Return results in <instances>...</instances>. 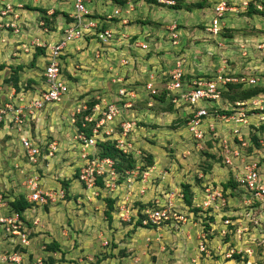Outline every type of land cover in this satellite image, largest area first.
Wrapping results in <instances>:
<instances>
[{
    "label": "rangeland",
    "instance_id": "obj_1",
    "mask_svg": "<svg viewBox=\"0 0 264 264\" xmlns=\"http://www.w3.org/2000/svg\"><path fill=\"white\" fill-rule=\"evenodd\" d=\"M135 2L133 5L136 7L135 10H132L133 16H131L129 26L126 22L124 31L117 30L118 35L112 41L115 50L110 52L108 57L111 65L114 68L118 67L116 69L121 75L125 73L123 83H117V77L114 78L107 73L109 68L104 71L101 66H98V64H106L104 58L101 56L98 59L94 56L91 58L85 49L81 48L79 51L68 54L75 56H71L70 59L75 60L74 67L77 65L76 70L80 71L77 74V79H74L71 74L66 75L70 84L69 95L56 104L48 105L47 111H42L39 117L30 124L29 133L33 140L39 139L41 142H45L44 145L51 141H55L57 144L58 151L49 161V167L45 166L48 169H45L42 174L38 167H36V171L41 178H44V182L48 178L60 187L47 189L48 191L58 193L59 189H62L63 196H55L54 200H49L41 205L34 203L39 210L37 213L39 221L34 224L32 221H29L28 224L25 222V228L30 231L31 238L37 236L39 240L35 244V252H30L29 258H27L29 263L32 259L41 257L44 264H212V259L210 261L203 254L200 255L198 242L202 238V233H205L208 247L212 242L217 243L219 236L216 226L213 231L211 226V229L209 228L207 231L204 225L210 221L208 217L210 215L213 216L214 222L217 224L221 222L220 218L207 211L202 213L200 209L194 210L195 207L192 208L191 204L187 206L184 195L182 200H179L175 196V192L183 194V184H188L192 192L191 197L197 201L196 198L198 199L200 195L198 187L200 182L205 180L198 178V173H202L214 185L217 184L221 187L219 183L225 180L223 177L226 170L219 163V159L207 157L195 148L185 127V120L180 122L181 118H185L179 113L182 112L181 109H176L177 111L174 113L166 111L163 108L167 105L166 102H156L147 95L144 88L145 82L150 73L153 75L154 73L153 71L145 73L143 65H146V68L151 66L158 68L164 64L168 65L173 62L176 64L178 61L182 63L183 70L188 67L187 71L198 75L197 69L201 68L202 71L213 73H217L219 69L223 68L231 75L256 74L258 73L257 68L264 73V23L245 22L239 14L244 11L243 7H238L236 11L228 12L224 19L226 25V21L227 24L231 23L229 17H237L232 22L236 24V27L223 31L222 36L217 39V36H206L203 31L206 34L207 32L200 30L202 23L209 20L207 15H212L211 6L208 4L213 3L214 0H209L210 3L206 0L203 7H193L191 10L175 9L158 1L137 0ZM196 2H200V0H183L181 5ZM40 5H42L41 2L36 9H42ZM112 10L113 7L108 13H111ZM62 11L57 7V10L50 15L53 23L56 24L67 17V14ZM38 18L45 23V26L48 25L49 16L46 11H40ZM261 20L264 22V19ZM105 22L104 26L112 24L111 21ZM245 23V28L248 31L240 29ZM173 24L177 27V31H175L177 38H171L173 32L170 27ZM65 27L66 25L63 29ZM60 32L62 34V28H60ZM199 33L200 38L197 37ZM248 35H256L263 40L253 41V45ZM132 36L146 38L147 47L141 49L137 46L136 50L128 51L126 47L129 40L127 39ZM135 41V43L141 42L138 39ZM124 42L126 45L122 49ZM208 42L209 44L214 43V48L217 49L213 56H208L204 60L208 51L213 52L211 50L213 47L208 46ZM219 42L222 43V46L218 45ZM204 43L207 44L204 45ZM261 43L263 46L258 48L257 45ZM76 53H79L82 58L79 59L75 55ZM131 56H137L138 62H134ZM195 56L196 58H194ZM123 60L127 62L122 64ZM141 60H143L142 63L139 62ZM189 60L193 61V64ZM201 61L202 63L205 61L206 64L200 68ZM111 65L109 66L112 67ZM190 68H192L191 71ZM66 72L69 73L67 70ZM85 72L87 76L83 74ZM145 75H147L146 78H144ZM22 86H24L23 83ZM27 87L33 88L30 85ZM122 87L135 89L138 97L137 108L135 106L130 111L124 109V113L121 115L126 118H134L136 124L141 126L137 127V134L134 133L133 152L137 159V165L133 174H130L129 181L123 183L124 177H121L120 174L118 193L106 194L104 192L105 195H103L99 192L96 195L95 192H83V186L75 172L78 173L81 164L79 162L84 160L82 153H87V151L96 153L97 146H94L92 151L88 148L82 151L79 143L75 140L74 136L77 131L75 120L78 119V116H75L76 110L78 107L86 105V102L93 97L104 98L106 101L112 100L117 97L118 89ZM260 98L264 104V95H261ZM74 144L76 145L70 146ZM22 152L23 149L17 139L9 136L6 130L0 128V193H3L5 201L20 194L25 195V186L23 185L30 170L25 168ZM148 154L152 157L151 164L147 163ZM145 163L149 166L142 168ZM143 177L145 181H141ZM64 182H67L66 185L63 184ZM193 187L197 188L196 191L193 190ZM141 190L142 193H140ZM120 192L122 197L127 198L123 216L127 213L129 216L135 217L138 215V208L143 206V202L149 201L154 196L163 200L162 195L167 194L174 196L175 209L186 220L180 222L182 224L170 227L163 225L161 231H156V233L153 230L149 231L148 226L146 228L134 226L133 219L130 223L127 222L128 219L118 218L116 209L114 212L117 218L112 216L108 220L103 213L106 205L102 201L105 202L106 197H115L113 195ZM93 199H98V201L90 202ZM120 206L121 204H119V210ZM227 206L233 210H240L243 204L242 201H231L227 203ZM4 209L5 207L0 208L1 211ZM5 211H11V207L7 205ZM88 212L92 216H87ZM110 222L113 226L109 225ZM118 226L119 228H116ZM261 226L264 230V222L261 223ZM115 232L119 233L114 235ZM256 235L259 237L258 232ZM0 239L6 242V245L0 242V255H6V252L9 254L15 252L18 256L21 255L15 251L14 247L18 245L14 244L12 240H4L1 235ZM52 243H57L53 251L48 250L47 247Z\"/></svg>",
    "mask_w": 264,
    "mask_h": 264
},
{
    "label": "built area",
    "instance_id": "obj_2",
    "mask_svg": "<svg viewBox=\"0 0 264 264\" xmlns=\"http://www.w3.org/2000/svg\"><path fill=\"white\" fill-rule=\"evenodd\" d=\"M60 1L71 2L72 11L69 14L71 21L66 23L61 37L54 43L36 42L37 45L45 47L47 51L43 69V88L35 96L27 99L22 93L16 95L12 93L6 101H0V124L7 125L5 123H9L16 132L23 149L25 168L30 170L24 181L27 190L26 199L28 202L36 204H45L49 200H54L55 196H63L62 189H59L57 193L43 188L41 176L36 171L40 161H47L58 151L56 142L51 141L46 145L37 143L32 140L29 133L26 134L25 129L39 117L47 105L62 101L69 91V83L63 73L61 59L65 48L69 43L89 38L97 44L93 50L96 58H99L105 51L112 52L115 50L112 41L116 39L118 31L114 26H103V22L116 17L120 25H126V22H129L130 13L135 7L134 0H124V4L115 5L111 13L107 12L101 17H93L91 16L92 11L86 5L87 0ZM157 1L167 5L174 3L173 0ZM249 2H252L257 14L264 19V0H238L237 2L236 0H217L213 4L211 19L204 30L210 36H217L219 39L228 12H234L238 7H243V10L246 11ZM22 7V3H3L0 8V30L19 32L18 10ZM170 28L173 32L171 38H177L174 31L176 25L173 24ZM135 42H129L127 45H132L135 48L139 46L141 49L147 47L146 42ZM218 45L222 46V43L219 42ZM261 46H263L262 43L257 45L258 48ZM126 62L123 60L122 64ZM181 65L182 63L177 61L172 70L161 78L150 73L144 86L147 95L151 97L153 94L159 93L157 86H160L159 90H166L169 100L171 99L173 105L182 110L185 127L195 148L199 151L208 149L209 146H206L205 142L211 139L213 145L208 152L216 155L215 158L220 160L219 163L226 170L227 177H231L236 187L246 190L248 193V196L242 199L243 206L240 210H233L229 207L224 209L227 203L222 188L217 184L214 185L210 180H206L202 173H198L197 176L205 180L200 182L198 187L200 195L198 199L195 197L197 201L193 199L194 206L198 207L202 213L207 211L209 214L218 216L221 221L218 224L214 222L212 226V231L214 226L218 230L220 243L210 244L208 247L206 234L202 233V238L198 242L199 253L212 259V264H264V230L261 226V223L264 222V104L260 98L263 94L234 102H228L222 96V92L227 90L228 82L238 80L243 81L247 86H264L263 71L258 70V73L254 75L233 76L227 74L222 68L213 74V78H187L184 76ZM117 94L120 97L128 96L129 99L120 106L115 103L117 98L106 101L104 98L97 97L98 101L93 104L90 113L83 116L82 127H85L89 122L92 124H90V135L86 136L83 131L75 133V140L79 143L82 151L87 148L92 151L97 140L100 139L111 140L114 146L124 154H135L132 132L137 124L134 118L122 117L120 112L122 108H130L131 98H138L137 93L134 89L126 90V87H122L118 89ZM255 98L257 100H254ZM217 106H220L223 112L213 111ZM211 108L215 113L210 112ZM84 109L86 106L82 105L77 108L76 112L80 113ZM118 116L121 117L115 120ZM260 126L263 127L262 131L254 130ZM250 131L256 132V142L259 147L250 139ZM87 153H82L84 160L78 170V179L84 190L95 192L96 195L101 191L109 194L117 191L120 174L115 170L113 160L109 157H99L89 151ZM134 168L125 170L124 175H121L124 177L123 183L130 180V174H133ZM98 180H101L102 185L97 182ZM141 181H145V178L143 177ZM2 194L1 192L0 208L5 207V209L0 210V235L12 240L14 244L26 246L29 244L30 233L25 228L26 220L21 213L13 210L5 211L6 206H10V200L5 201ZM175 196L179 200L183 198V194L180 192H175ZM162 197L163 200L154 196L150 199L153 202L152 205L140 209V214L143 215L141 223L159 227L162 224H167L168 221L185 222L186 218L175 209L174 196L165 194ZM125 200L123 199L120 203L119 213L123 219H129L130 216L127 213L125 216L122 215L125 211ZM255 204H258L260 209L255 208ZM19 259L21 257L15 252L10 254L6 252V255H0V261L3 262L19 264L21 261ZM30 264H44V262L41 257H38Z\"/></svg>",
    "mask_w": 264,
    "mask_h": 264
},
{
    "label": "crops",
    "instance_id": "obj_3",
    "mask_svg": "<svg viewBox=\"0 0 264 264\" xmlns=\"http://www.w3.org/2000/svg\"><path fill=\"white\" fill-rule=\"evenodd\" d=\"M215 1H217V0H214V2ZM237 1L238 0H236V2ZM4 2L22 3L23 7L20 10H18L19 18H18L17 23L19 26V32L13 33L11 30H0V101H6L8 99V96L12 93H13V95L22 93V94H24L25 99H27L29 97L35 96V94L40 89H42L44 86L43 69H44V65L46 63L47 51H46L45 47L37 45L36 42L45 43V44L54 43L57 39H59L61 37L60 28H62V30H63V27L66 25V23H69L71 21V18L69 16V14L72 11L71 2H69V1L63 2L60 0H56V1L55 0H0V8L2 7ZM40 2L42 4V5H40L42 7V9H36V7L39 5ZM86 5L93 13H98L99 15H103V14L107 13L108 11H110V9L112 7L114 8V2L111 0H87ZM57 7L59 10H63L62 12H64V14H67V17L64 18L62 21L55 24L51 21L50 15H52L57 10ZM135 7H136V5H135ZM135 7H134V10H135ZM40 11H46V13L49 16V22H48L47 26H45V23L38 18V14H40ZM132 14H133V11L130 13L129 22L131 20V16H133ZM239 14L241 15V17L244 18L245 22H247V23L255 24L254 21L259 22L260 24L264 23L261 20L263 18L256 13L252 12L251 14L250 13L247 14L245 11H243V12H240ZM229 18L231 19V23L227 24V21H226V26L231 27V28H235L236 24L235 23L233 24L232 22H234L233 20L237 17L231 16ZM207 21H209V20H207ZM106 22H108V21H106ZM129 22H128L127 26H129ZM111 23H112L111 26H114L115 29H117V30L119 29L120 31H124V29L126 28V25H119L120 23H118V19L111 20ZM207 23L208 22H204L202 24L206 26ZM245 25H246V23L243 24V27H241L240 29L243 28V31H248V29L245 28ZM108 27H110V26H108ZM53 28H55V29H53ZM237 28H239V27H237ZM204 29L205 28H202V27L200 28V30H204ZM174 31H177V27H176V30H174ZM185 31H184V33L186 34ZM203 34L206 36H210L209 34H206L204 31H203ZM248 36H249V39L252 40V44L254 43L253 41L259 42V41L263 40L259 36L256 37V35H248ZM132 37H134L133 39L136 38L138 40H141V41L147 43V41H145V39L143 37H135V36H132ZM197 37L200 38V33ZM133 39H130L129 42L131 43V41ZM206 40H208V39L206 38ZM199 44H201V43H199ZM206 44L204 43V45H206ZM210 44L208 42V46L213 47L211 49V50H213V52L208 51L207 57H205L204 60H206V58H208V56H213V54H215V51H216L215 49H217V48H214L215 47L214 43L211 45ZM125 45H126V43L124 42L122 44V49H123V47H125ZM96 46H97V44L89 38L86 40H78V41L69 43L67 48H65V51L63 53L64 55H62V57H61L62 64H63L62 69H63V73H64L65 77L69 76L68 74H71V76H73L74 79H77V77H78L77 74L80 73L79 70H76V68H78V66L76 65V67H74V61L75 60H72L73 58L70 59L71 56H74V55H68V54H72L75 51H79L81 48H84L86 53L89 54V56L92 58V56H94L93 50ZM126 49L128 51H130V50L132 51L133 49L136 50L137 48L133 47L132 45H130V46L127 45ZM109 54H110V51H105L101 55V57L104 58V61L106 62V64H104V65L98 64V66H101V68L104 71L109 68L108 69L109 72H107V73H109L111 76H114V78L117 77L116 78V79H118L117 83H123V78H125L124 77L125 73L121 75L119 70L116 69L118 67L114 68L113 65H111V62H109L110 60L108 59ZM75 55L79 59L82 58V57H80L79 53L78 54L76 53ZM85 56H83V58L86 61ZM200 56H201V54H200ZM131 57H133L134 62H138L137 56H131ZM94 58H96V57L94 56ZM194 58H196V56ZM142 61L143 60H141L139 62L142 63ZM189 62L191 64H193V61L189 60ZM200 63H202V61ZM173 64H174V62L172 64H168V65L164 64L163 66H160L158 68H156L155 66H151L150 68H146V65H143V70L145 71V73H148V72L150 73L151 71H153L154 75L157 78H161L169 72V70L173 67ZM203 64H206V62L203 61L202 66L199 65L200 68L204 66ZM109 65H111L112 67H110ZM79 66L82 67V65H79ZM86 67L88 68L89 66H86ZM187 69H188V67L186 69H184L187 75L193 76L195 74V73L193 74V73L187 71ZM191 69L192 68H190V71H191ZM66 70L69 73H67ZM197 71L199 72V74L206 72V71H202V68L197 69ZM86 72L83 74L86 75ZM12 74H16V76L18 78L19 89H16L14 86H12L11 83L6 82L12 76ZM120 76H121V78H120ZM146 77H147V75L144 76V78H146ZM112 80H113V78H112ZM22 83L24 86H22ZM28 85L32 86L33 88L27 87ZM69 86H70V84H69ZM67 95H69V93ZM47 106L43 111H47V109H48ZM5 124H7V125L0 124V128H2L3 130H6V132L9 134V136L15 137L19 143L16 132L11 128L12 126L9 123H5ZM30 124L25 129L26 134L29 133ZM29 135H30V133H29ZM31 138L33 140L32 136H31ZM34 141H36L37 143H40V144L45 143V142H41L39 139H36ZM75 145L76 144L70 145V146L72 147ZM54 154H56V153H54ZM21 156L23 157V152L21 153ZM52 158L48 159L47 161H45V160L41 161L38 164V168L40 169L41 174L43 173V171L45 169L46 170L48 169V167L50 165L49 161ZM75 158L77 159V156H75ZM23 159H25V158L23 157ZM81 162L82 161H80L79 163H81ZM24 165L26 166L25 162H24ZM46 165L48 167H45ZM39 169H38V171H39ZM226 177H227V172L225 171V176L223 177V179ZM43 179L44 178H41V185L43 188H45V189L60 188L59 186H56L54 184L53 180L46 178V180L44 182ZM206 180H208V179L206 178ZM221 181H222V179H221ZM75 188H73V189L75 190ZM196 189H197L196 187H193L194 191H196ZM82 190H84V189L82 188ZM117 191H115V192H117ZM145 191H147V190H145ZM24 192H25V195L24 194H22V195L26 199L27 190L25 188H24ZM83 192H87V191L84 190ZM104 192L105 191H102V194ZM199 192H200V190H199ZM106 194H107V192H106ZM103 195H105V194H103ZM113 196H115L114 197L115 198L114 209H116V216L118 218H120L119 204L123 201V199H127V198L122 197L123 195L121 192L119 194H116ZM140 199H142V197H140ZM9 200H13V199H7V201H9ZM135 200H137V199H135ZM97 201H98V199H93V201H90V202L93 203V202H97ZM102 202L106 205V203L104 201H102ZM29 203L31 205L28 206L27 208H25V210L21 213V215L26 220V224H28L29 221H32V223L34 224V221H36L35 223H37L39 221V216L37 215L39 210H38V207H36L34 203H32V202H29ZM103 211H105V210H103ZM118 214H119V216H118ZM86 215L92 216V214L89 212L86 213ZM112 216H114L113 218H117V217H115L114 210L111 212V218H112ZM106 218H107V216H106ZM121 219H123V218L121 217ZM123 220H125V219H123ZM111 223L112 222H110L109 225L113 226V224H111ZM86 224H87V222H86ZM175 224H177V223H171V224H165V225H167V227H170V226H173ZM178 224H182V223H178ZM162 226H160L158 228H153V227L148 228V230L149 231L153 230L156 233V231H161ZM176 226H179V225H176ZM116 228H119V226ZM34 231H36V230H34ZM118 233L119 232H115L114 235H116ZM157 233L159 234V232H157ZM1 237L4 240L7 239L3 235H1ZM36 238H37V236L36 237L34 236L32 238H31V236H29V244L28 245H26V246L18 245L16 247H14L15 251L17 253L21 254L20 257H22V259H21L20 264H30L32 262V260H34V259H32L31 262L29 263V261H27V258H29L30 252H35V244L39 240V238H37V239ZM0 242L4 243V245H6V242L1 240V239H0ZM77 254H81V253H77ZM210 261H211V259H210ZM0 264H15V263L14 262L0 261Z\"/></svg>",
    "mask_w": 264,
    "mask_h": 264
},
{
    "label": "trees",
    "instance_id": "obj_4",
    "mask_svg": "<svg viewBox=\"0 0 264 264\" xmlns=\"http://www.w3.org/2000/svg\"><path fill=\"white\" fill-rule=\"evenodd\" d=\"M114 2V6L115 5H123L124 4V0H111ZM134 1H137V0H134ZM149 2H155L157 0H148ZM183 0H175V4L172 6L171 5H167L165 4V6H170V7H173L175 9H180V8H184L186 10H191L194 8H200V7H203V4L206 2V0H200V2H196V3H186L184 5H181V2ZM209 2V0H207ZM159 2V1H158ZM174 2V0H173ZM211 2V1H210ZM209 2V3H210ZM217 1H215L214 3H210L208 5L211 6V9L213 8V4H215ZM247 14H251L252 12L253 13H256L257 14V11L254 9L253 7V4L252 2H249V6L247 8V10L245 11ZM93 17H100L101 15H99L98 13H93L92 12V15ZM209 17V18H208ZM113 19H117L116 17L110 19L109 21L113 20ZM207 19H211V16H208L207 15ZM202 28H205V25H201ZM231 27H227L226 25L223 26L221 32H220V37L222 36V32L225 31V30H231L229 29ZM219 37V38H220ZM134 37H130V39H133ZM136 39V38H135ZM135 39H133L131 42L135 41ZM145 41H146V38H144ZM174 66V65H173ZM213 72H204L202 74H194L192 77H204V78H213ZM227 74L231 75V73H228ZM242 75L241 74H238L237 76H240ZM184 76H187V77H191L189 75H187L186 73L184 74ZM6 82H9L12 84V86H14L16 89H19V86H18V78L16 76V74H12V76L10 77V79H8ZM158 87V91L159 93H156V94H153L151 97L156 101V102H159V103H163V102H166L167 105L164 108V110L166 111H169L171 113H174L175 111H177L176 109L173 110L174 108V105L173 103L169 100V97L167 95V92L166 90L164 89H160V86H157ZM226 88L227 90L226 91H223L222 92V96L223 98H226L228 100V102H234V101H237V100H241V99H246V98H249V97H252L254 95H257L258 93H263L264 94V86H247L246 84H244L243 81H234V82H228L226 84ZM129 89H133V88H126V90H129ZM135 90V89H134ZM136 91V90H135ZM119 97V98H118ZM117 98L115 100V103L119 104L120 106L127 100L129 99L128 96H118L117 94ZM137 98H131V106L130 108L126 109L125 110H128L130 111L131 108L134 109L135 106L137 108V105H136V102H137ZM98 101L97 98L93 97L90 101H87L86 102V109H84L83 111H81L80 113H76L75 116H78V119L75 120V125L77 126V131H83L86 136L90 135L91 134V130H90V124H92L91 122L89 123H86V126L85 127H82L81 125V122H82V118L85 114L87 113H90V109L91 107L93 106V104ZM173 110V111H172ZM213 109L211 108L210 109V112H223V110L220 109V106H217V107H214V110L212 111ZM213 112V113H215ZM121 115H123L124 113V108H122L121 110ZM185 118H181V121L180 122H184ZM137 127H141L140 125L136 126V128L134 129V131L132 132L133 134V138H135L134 136V133L137 134ZM258 129L259 131H262L263 127H259V128H254V130ZM249 136H250V139L253 141V143L255 145H258L259 147V144L256 142L257 140V134L255 131H250L249 132ZM135 140L133 139L132 140V143H134ZM205 145L206 146H209L208 149L205 148L204 150H202L201 152L207 156V157H210V158H214L216 155L214 154H210L208 152L209 148L213 145V142L212 140L208 139L206 140L205 142ZM97 146V151L96 153L95 152H92L94 153L95 155L99 156V157H109L113 160L114 162V168L115 170L121 174L122 176L124 175V171L125 170H129L131 168H134L136 165H137V159L136 157L134 156L133 153H129V154H124L121 152V150L117 149L113 142L111 140H100L98 139L97 142H96V145ZM91 156V154H90ZM148 156V159H147V163L151 164L152 163V157L150 154L147 155ZM217 159V158H216ZM147 163H145L144 165H142V168L144 166H149ZM77 175L78 173L75 172ZM226 179V178H225ZM100 185H102V182L101 180H98L97 181ZM67 182H64L63 184L66 185ZM221 185V188H222V193H223V196H224V199L226 201V203L228 202H231V201H242V199L245 198V196H248V193L246 190H243V189H240L238 187H236V185L234 184V182L231 180V177H227L226 180H224L222 183H219ZM190 185L188 184H183V195H184V201H185V204L187 206H189L191 204V207L194 208V203H193V198L191 197V190H190ZM105 203H106V209L104 211L105 215L107 216V218L110 220L111 219V212L114 210V204H115V198L114 197H106L105 199ZM259 203V202H258ZM10 204V207H11V210L15 211V212H18V213H22L25 208H27L28 206H30L31 204L25 199V197L20 194L16 197L13 198L12 201L9 202ZM143 206L140 207V208H144L145 206H150L153 204L152 201H146V202H143L142 203ZM255 208H258L260 209L259 205L258 204H255L254 205ZM228 206H226L224 209H226ZM138 208V218L136 217H129V220H127V222H130L131 223V220L133 219L134 221V226H140V227H144L141 224V218L143 215H141L139 213V209ZM236 208H240V207H236ZM199 208L198 207H195L194 210H198ZM214 215V214H212ZM209 217V222L206 223L204 226L206 227L205 229L208 231L210 226L212 227L213 226V223H214V219H213V216H208ZM169 224L171 223H180V222H174V221H171L169 222ZM163 225V224H162ZM229 226H232L230 224H228ZM215 239V238H213ZM220 241V238L217 242ZM211 244H214L213 242ZM55 246H57V243H52V244H49L47 245L48 247V250H51L53 251Z\"/></svg>",
    "mask_w": 264,
    "mask_h": 264
},
{
    "label": "clouds",
    "instance_id": "obj_5",
    "mask_svg": "<svg viewBox=\"0 0 264 264\" xmlns=\"http://www.w3.org/2000/svg\"><path fill=\"white\" fill-rule=\"evenodd\" d=\"M258 69H259V68H257L256 71H258ZM183 71H184V70H183ZM224 71H225V70H224ZM225 72H226V71H225ZM185 73H186V72L184 71V74H185ZM249 74H250V73H247V74H244V75H249ZM262 74H264V73H262ZM253 75H254V74H253ZM233 76H237V75H233ZM185 77H187V76H185ZM187 78H192V76H191V77H187ZM255 86H262V85H255ZM249 87H250V86H249ZM259 94H263V93H258L257 95H259ZM263 95H264V94H263ZM254 96H256V95H254ZM151 98H152V97H151ZM249 98H250V97H249ZM174 109L180 110L179 108H177V107H175V106H174ZM181 111H182V110H181ZM179 113H180L181 116H183V112H179ZM198 178H199V177H198ZM201 178H202V177H201ZM201 178H200V179H201ZM79 181H80V180H79ZM81 184H82V183H81ZM82 186H83V185H82ZM83 189H84V188H83ZM101 194H102V191H101ZM11 201H12V200H11ZM140 209H142V208H140ZM140 209H139V213H140ZM135 217L138 218V215H136ZM120 218H121V217H120ZM128 220H129V219H128ZM167 224H169V223H167ZM140 225L144 226L145 228H146L147 226H148L147 228H152V227H153V228H158V227L151 226V225H143L142 223H141ZM163 225H165V224H163ZM160 226H162V225H160ZM160 226H159V227H160ZM138 227H140V226H138ZM210 244H211V243H210Z\"/></svg>",
    "mask_w": 264,
    "mask_h": 264
}]
</instances>
